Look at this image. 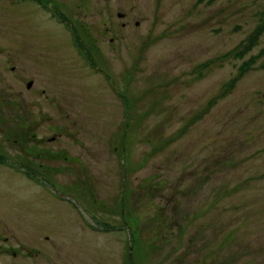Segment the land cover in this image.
I'll return each instance as SVG.
<instances>
[{
	"label": "rangeland",
	"instance_id": "obj_1",
	"mask_svg": "<svg viewBox=\"0 0 264 264\" xmlns=\"http://www.w3.org/2000/svg\"><path fill=\"white\" fill-rule=\"evenodd\" d=\"M42 1L0 0V264H264V55L218 98L264 0Z\"/></svg>",
	"mask_w": 264,
	"mask_h": 264
},
{
	"label": "trees",
	"instance_id": "obj_2",
	"mask_svg": "<svg viewBox=\"0 0 264 264\" xmlns=\"http://www.w3.org/2000/svg\"><path fill=\"white\" fill-rule=\"evenodd\" d=\"M205 0H198V2H203ZM215 0H209V3ZM264 33V19L253 29V31L242 41L240 42L233 50L228 52L227 54L223 55L224 58L233 57L237 59H243L248 53H250L255 46H257L260 37ZM264 55V48L259 52L258 55L255 57H250L248 60L243 61L237 69L236 75L230 79L227 84L224 86V90L219 95L218 98L224 97L228 92L234 89L237 82L251 69H253V65L255 64L256 60ZM264 67V64L262 65ZM213 102L208 104L207 110L213 105ZM116 205V202H115ZM117 207V205H116ZM135 240H133L134 245ZM131 257H128L129 262H131Z\"/></svg>",
	"mask_w": 264,
	"mask_h": 264
},
{
	"label": "flooded vegetation",
	"instance_id": "obj_3",
	"mask_svg": "<svg viewBox=\"0 0 264 264\" xmlns=\"http://www.w3.org/2000/svg\"><path fill=\"white\" fill-rule=\"evenodd\" d=\"M51 141H53L54 139H50ZM0 238H2V236L0 235ZM3 240H6V238L5 237H3Z\"/></svg>",
	"mask_w": 264,
	"mask_h": 264
},
{
	"label": "water",
	"instance_id": "obj_4",
	"mask_svg": "<svg viewBox=\"0 0 264 264\" xmlns=\"http://www.w3.org/2000/svg\"><path fill=\"white\" fill-rule=\"evenodd\" d=\"M31 85V82L28 84V86H30Z\"/></svg>",
	"mask_w": 264,
	"mask_h": 264
}]
</instances>
